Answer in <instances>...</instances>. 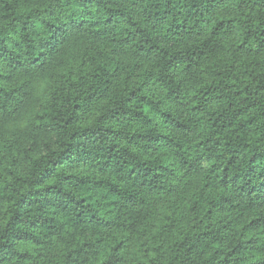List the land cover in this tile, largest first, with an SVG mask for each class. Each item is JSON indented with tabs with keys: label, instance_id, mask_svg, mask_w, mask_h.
I'll return each mask as SVG.
<instances>
[{
	"label": "trees",
	"instance_id": "16d2710c",
	"mask_svg": "<svg viewBox=\"0 0 264 264\" xmlns=\"http://www.w3.org/2000/svg\"><path fill=\"white\" fill-rule=\"evenodd\" d=\"M227 1L0 0V264H264V0Z\"/></svg>",
	"mask_w": 264,
	"mask_h": 264
},
{
	"label": "rangeland",
	"instance_id": "374dc122",
	"mask_svg": "<svg viewBox=\"0 0 264 264\" xmlns=\"http://www.w3.org/2000/svg\"><path fill=\"white\" fill-rule=\"evenodd\" d=\"M237 9L235 8V3L228 0L224 6H222L215 14L212 23L217 21H227L238 17ZM235 30H231L228 40L221 45L217 54L209 61L211 66H229L235 64V53H234V35ZM152 87V85H151ZM155 91L160 92L155 89ZM153 232V230H151ZM143 240V239H142Z\"/></svg>",
	"mask_w": 264,
	"mask_h": 264
}]
</instances>
